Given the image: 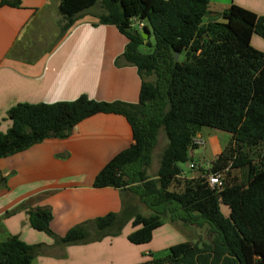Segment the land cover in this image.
<instances>
[{
    "label": "trees",
    "instance_id": "1",
    "mask_svg": "<svg viewBox=\"0 0 264 264\" xmlns=\"http://www.w3.org/2000/svg\"><path fill=\"white\" fill-rule=\"evenodd\" d=\"M20 4L0 1V6ZM97 5L101 23L116 27L126 40L123 58L141 78L137 104L84 95L70 102L18 104L7 112L9 129L0 131V159L46 139L68 137L92 116H122L133 148L104 166L93 186L128 189L153 214L131 218L125 209V220H120L123 213H109L95 220L93 230L78 225L57 237L49 228L50 211L38 208L27 213L30 226L58 244L74 245L118 236L132 219L137 229L128 240L143 245L163 225L161 216L168 215L191 228H206L210 238L174 245L168 255L147 264H264V52L251 45L254 35L264 41V16L231 5L219 14L224 22L204 25L209 0H63L62 33ZM134 19L145 23L142 32ZM151 34L153 51L143 55L138 49L149 45ZM153 76V82L146 81ZM202 127L226 132L230 139L210 170L200 168V176L181 179L180 165L189 163L188 153L198 148L193 140ZM161 128L168 143L157 176L150 179L147 170ZM217 171L223 173V186L212 189L206 176ZM243 171L245 183L238 177ZM4 181L0 174V184ZM221 205L229 209L227 216ZM37 247L10 237L0 242V264H30Z\"/></svg>",
    "mask_w": 264,
    "mask_h": 264
},
{
    "label": "crops",
    "instance_id": "2",
    "mask_svg": "<svg viewBox=\"0 0 264 264\" xmlns=\"http://www.w3.org/2000/svg\"><path fill=\"white\" fill-rule=\"evenodd\" d=\"M20 2L17 8L0 6L1 132L9 129L7 112L18 104L70 102L81 95L99 102L137 104L141 78L123 58L125 38L116 27L101 23L99 5L63 34V0ZM231 5L264 16V0H209L210 15L203 18V24L224 22L219 14ZM254 42L264 47L256 35L253 47ZM133 145L124 117L99 114L80 122L68 137L46 139L0 159V174L5 178L0 184V242L17 237L38 246L30 264H147L153 260L152 250L174 246L175 232L164 222L143 245L128 240L137 229L132 219L118 236L74 245L58 244L29 224V211L46 209L51 213V232L63 237L78 225L93 230L95 220L109 213L129 209L131 218L143 215L136 207L144 204L130 190L93 186L102 168ZM199 170L187 179L200 176ZM156 176L148 175L150 179ZM147 213L143 216L152 214L148 209ZM169 222L186 234V242H193L191 227L180 220L169 218Z\"/></svg>",
    "mask_w": 264,
    "mask_h": 264
},
{
    "label": "rangeland",
    "instance_id": "3",
    "mask_svg": "<svg viewBox=\"0 0 264 264\" xmlns=\"http://www.w3.org/2000/svg\"><path fill=\"white\" fill-rule=\"evenodd\" d=\"M136 29H138L136 27ZM139 31H141L140 29H138ZM142 32V31H141ZM257 39H259L261 42L264 41L259 37L256 36ZM149 45L148 44H143L139 47V52L143 55H149L152 53L153 51V47H154V38L152 36V34L149 36L148 40ZM254 47H258V48H263L261 46H258L255 42L253 43ZM183 58H181L182 61ZM146 81L149 82H153L154 81V76L153 77H149L147 78ZM199 139L202 138L204 140V145L200 146L198 148H195L193 150H190L189 152V162H193L195 164H197L199 167L197 168V170H199L200 168H202L203 170L209 168V166L211 167L213 162L216 160V158L218 157V155L223 151V149L226 147L229 139H230V135L226 132L223 131H219L216 129H212L209 127H202L199 131V133L197 134L195 139ZM167 138L166 135L164 133V130L161 128L158 132V140H157V144L155 146V148L153 149L152 152V160H151V165L147 170L148 175H157L158 172V168H159V162H160V157L163 153V150L165 149V147L167 146ZM181 169L183 170L184 174L187 177L191 176V173H197L195 170H191L187 167V164H181L180 165ZM211 169V168H210ZM201 171V170H199ZM204 174V173H203ZM198 175V174H196ZM239 180L241 181V183H245L247 180V174L246 171L239 173ZM143 204V203H142ZM146 208V209H145ZM147 209L150 210V212L153 214V211L148 207L147 205H142L140 207H136V211H140L139 213H142L143 215H147L149 213H147ZM228 208L224 205H221V211L222 213L225 215L228 213ZM126 213H123L120 217V220L126 218ZM152 214H150L149 216H151ZM161 220L162 222L165 223V225L167 227H169L171 230H173L175 232V239L172 242L173 245H177V244H181L184 243L186 241H188V238L186 236V234L183 231H176L170 224L169 222V217L168 215H163L161 216ZM189 228V227H188ZM193 232L191 233V236L194 237L193 242L196 241H205L208 242L210 235L209 233L206 231V228L203 229H195L192 228ZM189 230H191L189 228ZM201 243V242H200ZM154 251L150 258L152 259H157V258H163L166 255H168V249H163V250H152ZM158 251V252H156Z\"/></svg>",
    "mask_w": 264,
    "mask_h": 264
},
{
    "label": "built area",
    "instance_id": "4",
    "mask_svg": "<svg viewBox=\"0 0 264 264\" xmlns=\"http://www.w3.org/2000/svg\"><path fill=\"white\" fill-rule=\"evenodd\" d=\"M133 26L138 29H143L144 27V22L138 21L134 19L133 21ZM196 138V137H195ZM193 140L194 145L197 147L203 146L204 145V140L202 138H197ZM187 167L191 170H196L199 166L193 162L187 163ZM181 179H187V176L182 172L179 176ZM207 182L212 189H220L223 186V173L222 171H217V172H209L206 176Z\"/></svg>",
    "mask_w": 264,
    "mask_h": 264
},
{
    "label": "water",
    "instance_id": "5",
    "mask_svg": "<svg viewBox=\"0 0 264 264\" xmlns=\"http://www.w3.org/2000/svg\"><path fill=\"white\" fill-rule=\"evenodd\" d=\"M142 36H143V38H144V39H146V38H147V35H146V34H144V33L142 34ZM177 58H178V54H176V55H175V59H177Z\"/></svg>",
    "mask_w": 264,
    "mask_h": 264
}]
</instances>
